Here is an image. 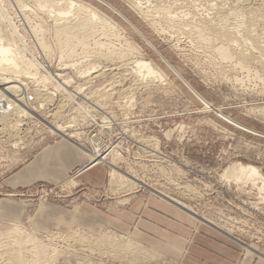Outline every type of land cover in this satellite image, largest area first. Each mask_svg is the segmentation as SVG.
Segmentation results:
<instances>
[{
    "label": "rangeland",
    "instance_id": "374dc122",
    "mask_svg": "<svg viewBox=\"0 0 264 264\" xmlns=\"http://www.w3.org/2000/svg\"><path fill=\"white\" fill-rule=\"evenodd\" d=\"M93 1L119 25L109 44H98L99 48L94 47L95 39L104 41L107 36L90 37L85 48H62L49 21L21 11L17 0H0V11L22 38L25 60L36 58L43 66L21 68L12 72L14 76L30 71L28 75L40 80L47 70L66 88L63 92L49 85L56 95L53 101L41 98L44 113L58 110L64 100L60 94H75V100L94 114L89 123L78 122L68 108L60 119H51L57 128L50 132L23 113L17 131H0V202L20 209L19 220L17 211L12 216L0 211L8 217L0 220V228L21 223L45 242L54 236L60 250L71 252L65 250V256L61 251L54 264H264V190L258 186L259 177L255 186L247 170H241L242 165H253L264 177V58L237 66L218 54L204 53L163 20L151 25L127 14L135 24L132 28L107 5ZM106 1L119 6L115 0ZM205 1L192 3L211 16L213 2ZM180 4L189 12L188 3ZM109 48L118 54L105 56ZM136 59L164 62L172 72L148 87L126 70L125 64ZM61 136H73L95 152L99 165L90 176H104L102 186L74 178L82 167L67 176L76 160L66 165L60 180L28 176L26 181H13L47 148L66 142ZM113 168L121 175L135 171L138 181L133 193L128 190V203L120 199L129 192L110 185ZM47 205L70 210L69 214L80 212L84 218H68L64 226L55 225L58 218L50 225L39 223L41 215L51 217L49 209L44 210ZM37 223L42 227L36 228ZM75 232L91 239L129 237L145 246L161 245L168 257L165 261L152 255L143 260L131 253L114 255L107 245L94 250L63 236Z\"/></svg>",
    "mask_w": 264,
    "mask_h": 264
},
{
    "label": "bare ground",
    "instance_id": "6f19581e",
    "mask_svg": "<svg viewBox=\"0 0 264 264\" xmlns=\"http://www.w3.org/2000/svg\"><path fill=\"white\" fill-rule=\"evenodd\" d=\"M96 1L107 5L110 10L127 21L132 28L135 24L127 14H132L151 25H155L158 20H163L171 30L173 29L179 34L180 32L185 34L190 42L204 53L218 54L223 60L233 61L237 66L244 67L249 65L253 59L258 61L264 58V0H209L208 2H213L210 4L211 7L205 6L215 10L211 16L201 13L202 9L198 8L200 5H193L194 0H181V4L188 3L189 12H185L186 7L182 11V8L178 6L180 3L176 0H115L119 6L106 0ZM17 2L21 11H29L31 15L50 22L51 31L62 48L75 46L85 48L89 45L87 40L90 37L98 34L107 36L104 41L101 38L95 39L94 47L99 48L98 44H109V37L114 36L113 34L117 32V26L119 27L108 12L104 11L93 0H17ZM206 2H203V4H206ZM25 3H28L32 9L26 10L28 6ZM181 4L180 7H183ZM43 44L46 46L45 42ZM135 48L134 45L130 50L133 52ZM23 49L25 50L22 38L8 23L5 11H0V126H2L0 131H17L19 119L24 116L23 113H27L29 119L35 120L41 128L44 127L45 130L47 129L50 132L57 128L56 121L51 119L54 117L60 119V116H64L63 112L68 108L73 111L72 114H75L71 118L75 121L89 123L93 120L92 110L86 105L78 103L75 100V94H60L64 100L58 110L50 115L44 113L46 111L43 108H45L46 103L41 98H49L50 101H53V97L56 95L49 91V85L58 90H61L62 87L66 88L59 84L55 78L57 76L52 75L47 70L44 71L40 80L34 75H28V73H31L30 71H25L24 76H18V74L14 76L15 74L12 72H18L21 68L31 70L43 67L36 58L26 61ZM109 50L104 54L105 56L112 58L118 54L116 50L111 48ZM125 65L127 66L126 70L128 69L129 73L132 71L134 77L141 82L140 84H147L148 87L157 84V78L163 79L168 75V72H172L169 65L155 60L136 59ZM98 75L100 74L96 76ZM28 81L33 82L35 85H28ZM64 89H62L63 92ZM104 97L107 96L104 95ZM128 100H126L125 106ZM97 103L104 106L105 104L102 105V103L106 102L98 100ZM123 103L122 100L117 102L120 107H124ZM241 170H247L249 182H252L255 186L258 184V182L256 184V179L259 177L260 185L258 184V186L260 190H264V177L257 167L242 165ZM134 172L129 175H121L116 168H113L110 172V185L113 187L120 186L125 191L130 190L133 193L132 190H134L138 181ZM131 192H125V195L128 196L125 197L124 195V198L120 199L122 204L131 201ZM15 225L17 226L5 225L0 228V264H54L61 251L65 256L66 253L70 252L67 249L60 250L54 236L52 238L47 236V239L50 238L48 242H45L43 241L45 237L42 238L43 240L39 239L37 235L32 233L34 231H28L23 224L16 223ZM35 227L41 228L42 226L37 223ZM72 234H63V236L65 238L66 236H70L69 238L71 236L75 237L79 244H87L94 250L102 245H107L106 248L110 247V252H114V255L123 252L131 253L136 255L137 258L142 257V260L152 255L151 258L164 259L165 261L168 257L162 251L166 248L161 245H159L161 247L154 244L153 246H145L129 237L120 240L115 236H102L99 237L101 239L99 240L96 237L91 239L78 232ZM65 250L68 252L65 253Z\"/></svg>",
    "mask_w": 264,
    "mask_h": 264
},
{
    "label": "crops",
    "instance_id": "0c3cea01",
    "mask_svg": "<svg viewBox=\"0 0 264 264\" xmlns=\"http://www.w3.org/2000/svg\"><path fill=\"white\" fill-rule=\"evenodd\" d=\"M64 138L63 140L66 142H58L53 147L47 148L43 153L38 156L33 163L26 167L24 171H22L19 175L15 176L14 182L17 183L18 181H26L28 179V176L32 177H46L50 178L52 180H60L61 178H64L66 175V165L71 164L73 161L76 160L77 164L73 168H71L67 172V176H70V174L74 171L76 168L82 167L77 174L74 176V178L82 177L84 181L90 182L91 184L95 186H102L105 182L104 176L101 177V179H95L91 178L90 175H92L95 171H97L96 166L99 165L98 162H96V154L95 152H90L88 149H86V146L83 143H80L76 140H74L73 136H61ZM103 173V169H100ZM71 178V177H70ZM17 204H10L8 201L0 202V211L3 210L6 215L12 216L15 214L14 212L17 211V216L12 217V219L19 220L20 218V209ZM16 207V208H14ZM57 207V208H55ZM59 208V209H58ZM49 209L47 216H40L41 220L40 222H48L50 223L55 222V218H58V222L55 225L64 226L66 225L64 220H68V218L71 220H82L84 217L81 215L80 212H73L69 214L66 212L67 209H64L59 206L55 205H47L44 210ZM64 210V211H63ZM70 211V210H67ZM88 214V213H87ZM62 216L65 217L62 219ZM61 217V218H59ZM8 220V217H5L4 215H0V220ZM71 222V221H70ZM56 223V222H55ZM88 227H91L87 225Z\"/></svg>",
    "mask_w": 264,
    "mask_h": 264
}]
</instances>
